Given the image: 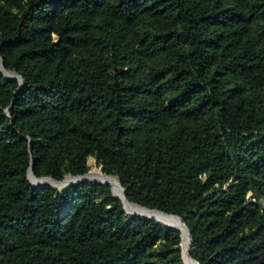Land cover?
<instances>
[{
	"label": "trees",
	"instance_id": "obj_1",
	"mask_svg": "<svg viewBox=\"0 0 264 264\" xmlns=\"http://www.w3.org/2000/svg\"><path fill=\"white\" fill-rule=\"evenodd\" d=\"M0 56V264H185L169 213L192 263L264 264V0H0ZM91 156L156 218L28 177Z\"/></svg>",
	"mask_w": 264,
	"mask_h": 264
},
{
	"label": "water",
	"instance_id": "obj_2",
	"mask_svg": "<svg viewBox=\"0 0 264 264\" xmlns=\"http://www.w3.org/2000/svg\"><path fill=\"white\" fill-rule=\"evenodd\" d=\"M0 65H1V69H2V71L5 73V76L6 77H8V78H17V79H19V81L21 82V83H23L24 82V79H23V77L20 75V74H17V73H15V72H13V71H10V70H8V69H6L5 67H4V64H3V60H2V57L0 56ZM7 72H12V73H7ZM30 171L34 174V171H33V165H31V167H30V169H29V175H28V177H29V179H30ZM86 174H88V173H86ZM86 174H84V175H86ZM35 175V174H34ZM69 175H71V174H68L67 176H69ZM74 176V175H73ZM48 177H50V176H48ZM51 178H53V177H51ZM64 178H66V176L64 177ZM63 178V179H64ZM53 179H55V178H53ZM62 179V180H63ZM82 179H93V180H97V181H101V182H107V183H110L111 185H112V183L109 181V180H100V179H95V178H91V177H87V176H83V177H81V178H79V179H76V180H73V181H71V182H75V181H79V180H82ZM55 180H58V179H55ZM30 181H31V179H30ZM59 181V180H58ZM120 182V181H119ZM31 183H32V181H31ZM45 183H51L53 186H55V187H57V184H54V183H52V182H50V181H46V182H42V183H39V184H37L38 186H40V185H43V184H45ZM70 182H67V183H64V185H66V184H69ZM33 184V183H32ZM120 184H121V182H120ZM122 185V184H121ZM123 187V186H122ZM123 189H124V187H123ZM112 190H113V186H112ZM113 193L115 194V195H117L118 197H120L121 199H122V201H123V203H124V206H125V208H126V205H125V201H124V199H123V197H121L120 195H118V194H116L115 192H114V190H113ZM124 194H125V196H126V191H125V189H124ZM127 198V197H126ZM129 200V199H128ZM147 207V206H146ZM149 208V207H148ZM126 210H127V208H126ZM127 212H129L128 210H127ZM129 213H136V214H142V215H147V216H150V217H152V218H156V217H154V216H152V215H148V214H146V213H139V212H129ZM169 214H173V215H177V214H174V213H169ZM179 216V215H178ZM180 218H181V216H179ZM157 220H159L158 218H156ZM182 219V218H181ZM183 220V219H182ZM160 221V220H159ZM161 222H163V221H161ZM184 222V221H183ZM163 223H165V224H167V225H170V226H172V227H175V228H179L180 230H181V228L179 227V226H175V225H172V224H169V223H167V222H163ZM184 224L186 225V227L188 228V232H189V235H190V246H191V242H192V237H191V232H190V229H189V227H188V225L184 222ZM190 246H189V251H190ZM182 250H183V248H182ZM182 253H183V251H182ZM183 259H184V257H183ZM195 259V258H194ZM196 260V259H195ZM197 262H198V260H196ZM184 263L185 264H187L186 262H185V260H184ZM198 264H200L199 262H198Z\"/></svg>",
	"mask_w": 264,
	"mask_h": 264
},
{
	"label": "bare ground",
	"instance_id": "obj_3",
	"mask_svg": "<svg viewBox=\"0 0 264 264\" xmlns=\"http://www.w3.org/2000/svg\"><path fill=\"white\" fill-rule=\"evenodd\" d=\"M7 73H12V72H7ZM30 173H32L31 171H30ZM95 175H100V173L98 172V173H96ZM83 176H87V177H90L89 176V174L87 175H83ZM83 176H73V175H69V176H66V178H64L63 180H62V182L61 181H58V180H55V179H53V178H51V177H41V179H43V180H37V179H40L39 177H37V176H35L33 173H32V177L30 178V179H32L31 181H33V182H35L36 183V185L37 184H39V183H42V182H46V181H50V182H52V183H54V182H56V183H61V184H64V183H67V182H71V181H73V180H76V179H79V178H81V177H83ZM36 177V178H35ZM67 179H69L67 182H64V181H66ZM32 182V183H33ZM113 186V185H112ZM122 186V185H121ZM122 189H123V187H122ZM124 190V189H123ZM116 192H117V194L118 195H120V192H119V189H118V186L116 187ZM126 197V196H125ZM127 199V198H126ZM127 201H129L128 199H127ZM130 202V201H129ZM131 203H134V202H131ZM134 204H136V205H138V206H141V205H139V204H137V203H134ZM141 207H143V208H145V209H150V208H148V207H144V206H141ZM150 210H155V209H150ZM133 212H138V211H133ZM139 213H144V212H139ZM163 213H165V212H163ZM167 214V213H166ZM168 215H171V217H175L176 219H178L179 221H180V223L178 222V224H175V226H179L180 228H181V230L183 231V227L181 226V225H183V226H185L186 227V225L185 224H183L182 223V221H181V218L178 216V215H173V214H168ZM159 219V218H158ZM160 221H163V220H161V219H159ZM163 222H166V221H163ZM168 223V222H167ZM169 224H171V223H169ZM172 225H174V224H172ZM187 228V227H186ZM187 230H188V228H187ZM188 234H189V232H188ZM189 245H190V235H189V240H188V245L186 246L185 245V247H184V250H185V253L183 252V257H184V260H185V262L187 263V264H194V263H192L190 260H189V254H188V249H189Z\"/></svg>",
	"mask_w": 264,
	"mask_h": 264
},
{
	"label": "rangeland",
	"instance_id": "obj_4",
	"mask_svg": "<svg viewBox=\"0 0 264 264\" xmlns=\"http://www.w3.org/2000/svg\"><path fill=\"white\" fill-rule=\"evenodd\" d=\"M89 161L91 163V169L87 173H89L91 171L101 170V167L97 164V161H96V159L93 156L89 157ZM63 185L64 184L57 185V187H62ZM33 186H36V184L33 183ZM260 201H261V203L264 204V198H262ZM164 220L167 221L168 223H171V224H177V222H175V221H173L171 219H168V220L164 219ZM182 248H183V243H182Z\"/></svg>",
	"mask_w": 264,
	"mask_h": 264
}]
</instances>
